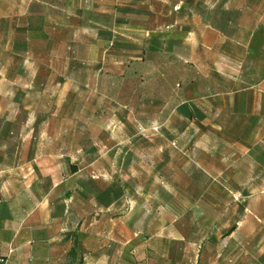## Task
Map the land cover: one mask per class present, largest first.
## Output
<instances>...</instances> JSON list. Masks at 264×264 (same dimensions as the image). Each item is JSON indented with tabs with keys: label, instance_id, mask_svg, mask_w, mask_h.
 <instances>
[{
	"label": "rangeland",
	"instance_id": "obj_1",
	"mask_svg": "<svg viewBox=\"0 0 264 264\" xmlns=\"http://www.w3.org/2000/svg\"><path fill=\"white\" fill-rule=\"evenodd\" d=\"M63 1L66 14L0 0V169L13 171L0 197H19L35 219H49L55 206L59 233L76 251L61 249L57 264H264V119L247 127L215 95L235 73L244 80L250 63L235 73L216 66L218 50L196 38L193 62L180 63L165 57L163 37L153 48L141 31L133 42L140 56L121 74L116 54L86 48L94 29L58 27L111 20L84 0ZM193 80L201 97L187 119L177 105Z\"/></svg>",
	"mask_w": 264,
	"mask_h": 264
},
{
	"label": "crops",
	"instance_id": "obj_2",
	"mask_svg": "<svg viewBox=\"0 0 264 264\" xmlns=\"http://www.w3.org/2000/svg\"><path fill=\"white\" fill-rule=\"evenodd\" d=\"M35 1L48 5L60 14H66L69 5H66L63 0ZM84 1L86 8L92 12L98 7L103 21L109 18L111 24L108 26L102 21L95 23L87 20L84 25L58 24V27H64L66 32L75 34L78 31L94 29L97 40L86 41V48L94 51L99 46L106 57L116 54V57L122 59V64L125 63L121 74L125 71L128 74V70H131L134 64V58L140 56L138 52L135 53L133 42L135 35L141 31L150 38H154L153 48L157 47L154 43L163 37L166 46L164 47L165 57L177 59L180 63L193 62L188 53V44L193 38H196L202 48L206 46L207 49L218 50L216 66L226 67L228 71L235 73L241 66H248L246 64L249 62L250 71L245 73L244 80H238L235 73L228 88L223 92L215 90V95L227 97L229 103L224 109L228 114L242 118V122L244 121L247 127H250L253 121L259 120V126L255 129L262 128V119H264V0H146V5L142 8H139L141 0ZM247 11L252 14L253 18L250 28H246L241 20L246 17ZM235 12H239L238 21L230 20ZM140 16L147 21V24L137 23ZM221 18L227 19V24L222 29L218 24ZM243 32L248 35L246 39H238L237 35ZM125 47H129L130 50H124ZM68 50L70 54L75 51L72 43H69ZM58 59L62 63L65 62L64 59L56 56L50 61L52 60L53 63ZM65 60L69 74L70 59L68 57ZM38 62L40 61L37 59L34 64L36 67L40 66L42 70L43 66ZM258 63L259 69L256 67ZM261 65L263 69L260 68ZM102 68L103 64L100 63V70ZM216 72L220 71L216 69ZM38 76L36 84L42 80L40 77H43L42 74ZM64 78L66 79L65 76ZM197 84V80L189 82L178 105L188 103L191 106H198L194 101L201 97ZM218 108L216 111L220 113L219 110L223 107ZM50 157L53 158L52 155ZM11 172L13 171L0 169V177H3V180H0V187H7L10 184L6 183V179ZM41 172L42 176L46 173L47 178L52 176L50 170H41ZM14 185L21 187L17 181ZM54 186L55 183L51 184L46 192L51 191ZM17 194L19 195L15 192L11 196H18ZM16 198L10 200L3 195L0 197V264H57L62 258L61 249L64 251L66 249L67 257L76 255L75 247H71L69 243L70 239L59 233L60 229L56 224L58 219L53 213L54 205L50 208L52 216L49 219H35L31 217L34 208L29 209L25 202L19 200V197ZM40 205L42 206L43 202L36 204L35 211L40 210Z\"/></svg>",
	"mask_w": 264,
	"mask_h": 264
},
{
	"label": "trees",
	"instance_id": "obj_3",
	"mask_svg": "<svg viewBox=\"0 0 264 264\" xmlns=\"http://www.w3.org/2000/svg\"><path fill=\"white\" fill-rule=\"evenodd\" d=\"M238 17H239V12H235V14L233 15V18H231L230 20H233V21H238ZM215 20V19H214ZM218 24L220 26V28H225L226 24H227V19H219L218 20ZM114 45V43H113ZM177 110L179 112H182L186 115L187 119H193V115H194V110L193 108L191 107V105H189L188 103H183L181 105H178L177 106ZM74 170H76V167H74ZM240 211L242 212L243 211V208L240 209ZM235 230V227H233L231 230H230V233L233 232Z\"/></svg>",
	"mask_w": 264,
	"mask_h": 264
}]
</instances>
